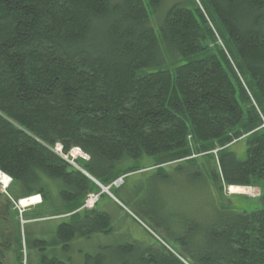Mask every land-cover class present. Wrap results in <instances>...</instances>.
<instances>
[{
  "label": "trees",
  "instance_id": "obj_1",
  "mask_svg": "<svg viewBox=\"0 0 264 264\" xmlns=\"http://www.w3.org/2000/svg\"><path fill=\"white\" fill-rule=\"evenodd\" d=\"M165 1L0 0V172L16 201L45 203L55 183L62 201L47 219L70 215L32 264H78L77 237L114 233L112 215L84 207L98 187L68 163L74 149L103 186L146 157L200 162L197 178L219 194L205 225L185 223L180 253L132 241L105 264H264V0H178L163 12ZM230 186L260 195L241 208L222 196Z\"/></svg>",
  "mask_w": 264,
  "mask_h": 264
},
{
  "label": "rangeland",
  "instance_id": "obj_2",
  "mask_svg": "<svg viewBox=\"0 0 264 264\" xmlns=\"http://www.w3.org/2000/svg\"><path fill=\"white\" fill-rule=\"evenodd\" d=\"M177 1L166 0L163 6L166 9L163 12L170 7V4ZM209 24L214 31L212 24L210 22ZM214 33L215 37L218 38L215 31ZM218 39L221 46V40ZM262 127H264V124ZM247 136L242 135L240 139L232 143L236 145L233 150L239 158H244ZM60 149L58 145L53 151L61 155ZM71 152L70 155L72 156ZM215 152L213 151V153ZM81 157H83V154L78 152L76 157H70L71 159H67V161L73 167L74 164L78 167L75 160ZM199 157L194 154L190 158L193 159L191 161H201L202 158ZM62 158L65 159V156H62ZM200 164V162H197V165L191 166V164L173 163L153 167V160L145 157L139 163L143 170L117 179L110 185L111 187L109 185L103 186L98 182L101 186L108 188V193L103 192L93 182L98 187V192L94 195L89 194L90 196L84 207L92 205V208L86 211H91L96 207L107 211L110 216L114 217L115 229L112 235H95L89 239L77 237L72 243L71 249L74 250L75 256H78V264H86V261L89 264H105L111 256L106 252L111 249L122 250V246L127 242L133 244L132 241H134L136 248L158 242L171 251L180 253V247L176 244V240L184 235L185 223L189 220L195 222L194 224L201 223V225H205V221L214 215V207L219 202V194L216 192L215 186L208 181L209 179L206 178L208 183L202 184L200 179L197 178V175L206 177L205 170ZM46 181L57 182L50 179H46ZM9 185L6 187L3 181L0 182V213H7L9 210L5 209L4 212V208L10 206L13 213L16 214L17 220L8 223L10 229L7 232L11 233L16 240H10L9 246L13 250L6 254L4 264H32L31 255L34 252H32L31 245L28 243L30 232H35L34 236H38L39 230L52 233L63 222V218L70 215L57 217L48 224L45 223L53 208L61 205L62 200L58 195L59 192L57 193L58 188L55 183L53 184L54 189L49 195L50 198H48L50 201L47 200L44 203L41 197L42 203L40 205L25 208L17 207L18 203L16 202L18 200L14 201L15 195L9 192ZM233 187L240 188V193L231 194L228 191L229 188L225 187L222 196L234 203L237 202L236 198H239L241 208L246 207L243 205L246 199H256L260 194L259 189L256 187ZM11 197L13 201H11ZM144 204L150 206L151 209L148 211L155 215L157 223H153L152 220L143 216L141 208ZM12 209H10V212ZM74 213L72 212V214ZM162 226L166 227L171 233L166 234L161 229ZM12 241H15L18 253L14 251L15 246ZM181 261L184 262V260Z\"/></svg>",
  "mask_w": 264,
  "mask_h": 264
},
{
  "label": "flooded vegetation",
  "instance_id": "obj_3",
  "mask_svg": "<svg viewBox=\"0 0 264 264\" xmlns=\"http://www.w3.org/2000/svg\"><path fill=\"white\" fill-rule=\"evenodd\" d=\"M5 209H7L9 211L7 213H2V212L0 213V232H1L0 233V264H4V261L6 259V254L9 251L13 250L12 247L9 246L10 240H13V239L16 240L15 238L12 237L13 235L11 233H7V232H8V229H10V224H8V223H11V222L17 220V216L15 213H13V209L10 206H6L4 208V212H5ZM10 209H12L11 212H10ZM3 229H5V230H3ZM34 233L30 232V238H28L30 240V241H28V243H30V245H31L32 252H34L31 255L32 262L34 261V256L36 253H45L46 252L45 247H43L42 245H46L48 242L47 239H49V237H51L50 232H47L46 230H42V231L39 230L38 236H34ZM12 242L14 243V246H15V241H12ZM14 251L16 253L19 252L17 250L16 246L14 247ZM45 258H46L45 255H43V261H39L38 264H40L41 262H43V264H45L44 263Z\"/></svg>",
  "mask_w": 264,
  "mask_h": 264
},
{
  "label": "bare ground",
  "instance_id": "obj_4",
  "mask_svg": "<svg viewBox=\"0 0 264 264\" xmlns=\"http://www.w3.org/2000/svg\"><path fill=\"white\" fill-rule=\"evenodd\" d=\"M263 124H264V122H263ZM74 150H75V152H74ZM71 153H72V156L71 157H76V155L78 154V152L79 153H81L79 150H77V149H74ZM74 164V163H73ZM74 167L78 170V171H80L83 175H85L88 179H90L92 182H95L101 189H102V191L103 192H107L108 191V188L106 189L105 187H103V186H101V185H99L93 178H91L89 175H87L82 169H80V168H78L75 164H74ZM0 181L2 182V181H4L3 179H1V177H0ZM3 185V184H2ZM236 189V190H235ZM252 189V188H251ZM245 190V189H244ZM229 191V193H240V188L238 189V188H235V187H233V186H230V189L228 190ZM245 192V191H244ZM108 193V192H107ZM97 200V199H96ZM95 200V201H96ZM39 203V198L37 197V196H33V197H31V198H28V199H25V200H21L20 202H19V204H18V206L19 207H21V208H25V207H27V206H32V205H37Z\"/></svg>",
  "mask_w": 264,
  "mask_h": 264
}]
</instances>
